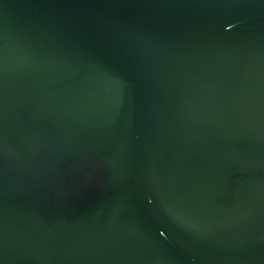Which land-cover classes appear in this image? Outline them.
<instances>
[{"label": "water", "instance_id": "1", "mask_svg": "<svg viewBox=\"0 0 264 264\" xmlns=\"http://www.w3.org/2000/svg\"><path fill=\"white\" fill-rule=\"evenodd\" d=\"M0 264H264V0H0Z\"/></svg>", "mask_w": 264, "mask_h": 264}]
</instances>
